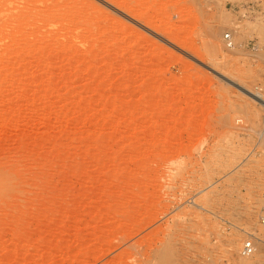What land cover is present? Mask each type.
Here are the masks:
<instances>
[{
	"label": "rangeland",
	"instance_id": "374dc122",
	"mask_svg": "<svg viewBox=\"0 0 264 264\" xmlns=\"http://www.w3.org/2000/svg\"><path fill=\"white\" fill-rule=\"evenodd\" d=\"M19 6L0 264H264V0Z\"/></svg>",
	"mask_w": 264,
	"mask_h": 264
},
{
	"label": "bare ground",
	"instance_id": "6f19581e",
	"mask_svg": "<svg viewBox=\"0 0 264 264\" xmlns=\"http://www.w3.org/2000/svg\"><path fill=\"white\" fill-rule=\"evenodd\" d=\"M19 1L21 0H2V2H0V28L9 23L10 19H12L9 15V13H7L9 10V12L13 11V9H17L19 10ZM17 2V3H16ZM13 7V8H11ZM11 9V10H10ZM15 12V11H14ZM15 18V17H14ZM225 34V33H224ZM255 95V93H253ZM257 95H255L256 97ZM258 97V96H257ZM259 98V97H258ZM261 99V98H260Z\"/></svg>",
	"mask_w": 264,
	"mask_h": 264
},
{
	"label": "built area",
	"instance_id": "2783aa9c",
	"mask_svg": "<svg viewBox=\"0 0 264 264\" xmlns=\"http://www.w3.org/2000/svg\"><path fill=\"white\" fill-rule=\"evenodd\" d=\"M224 40L228 46L233 45V40L231 38V34H225ZM259 220L260 223L264 225V206L262 207L260 214H259ZM256 249L255 243L251 237V234L249 235V238L246 239V241L243 244V252L246 254H250L254 252Z\"/></svg>",
	"mask_w": 264,
	"mask_h": 264
}]
</instances>
